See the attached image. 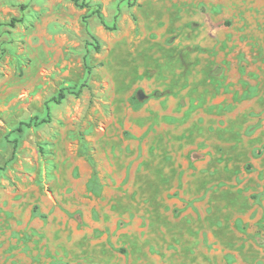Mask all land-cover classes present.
<instances>
[{
  "label": "rangeland",
  "instance_id": "374dc122",
  "mask_svg": "<svg viewBox=\"0 0 264 264\" xmlns=\"http://www.w3.org/2000/svg\"><path fill=\"white\" fill-rule=\"evenodd\" d=\"M79 3L0 0V264H264V0Z\"/></svg>",
  "mask_w": 264,
  "mask_h": 264
},
{
  "label": "trees",
  "instance_id": "16d2710c",
  "mask_svg": "<svg viewBox=\"0 0 264 264\" xmlns=\"http://www.w3.org/2000/svg\"><path fill=\"white\" fill-rule=\"evenodd\" d=\"M76 5H81V3H79V0H72ZM96 14H97V16H98V18H99V20H100V22L105 26V27H108V25H107V23L105 22V18H104V16L102 15V13L100 12V10H99V8H97L95 11H94ZM91 37L95 40V41H97L96 40V37L94 36V35H92L91 34ZM96 48L98 49L99 47L96 45ZM64 97V92L63 91H60V93L58 94V96H56V97H54L55 98V101H57V102H59L60 101V99H62ZM35 119H36V117H33L32 119H31V121L30 122H28L27 123V125L29 126V125H31L32 123L34 124H38L40 121H35ZM44 120H47V119H42V121H44ZM33 121H35V122H33ZM21 128L22 127H18V130H21Z\"/></svg>",
  "mask_w": 264,
  "mask_h": 264
}]
</instances>
